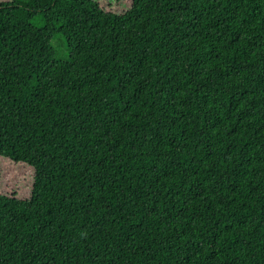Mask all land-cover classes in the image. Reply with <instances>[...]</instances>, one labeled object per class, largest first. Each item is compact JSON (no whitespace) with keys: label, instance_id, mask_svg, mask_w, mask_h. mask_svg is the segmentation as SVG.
<instances>
[{"label":"trees","instance_id":"1","mask_svg":"<svg viewBox=\"0 0 264 264\" xmlns=\"http://www.w3.org/2000/svg\"><path fill=\"white\" fill-rule=\"evenodd\" d=\"M0 158V264H264V0H0Z\"/></svg>","mask_w":264,"mask_h":264},{"label":"rangeland","instance_id":"2","mask_svg":"<svg viewBox=\"0 0 264 264\" xmlns=\"http://www.w3.org/2000/svg\"><path fill=\"white\" fill-rule=\"evenodd\" d=\"M54 45L59 50L60 57L65 59L66 55L61 44L56 41ZM32 176L33 171L29 167L0 158V192L17 194L21 198H27Z\"/></svg>","mask_w":264,"mask_h":264}]
</instances>
